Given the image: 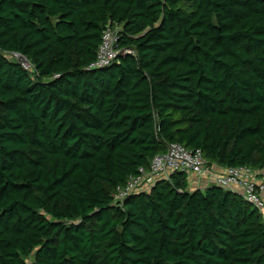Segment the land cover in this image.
I'll return each mask as SVG.
<instances>
[{
	"label": "trees",
	"instance_id": "16d2710c",
	"mask_svg": "<svg viewBox=\"0 0 264 264\" xmlns=\"http://www.w3.org/2000/svg\"><path fill=\"white\" fill-rule=\"evenodd\" d=\"M169 144L264 178V0H0V264H264L239 195L114 201Z\"/></svg>",
	"mask_w": 264,
	"mask_h": 264
},
{
	"label": "built area",
	"instance_id": "2783aa9c",
	"mask_svg": "<svg viewBox=\"0 0 264 264\" xmlns=\"http://www.w3.org/2000/svg\"><path fill=\"white\" fill-rule=\"evenodd\" d=\"M117 31V28L109 27L104 30L96 60L88 68L107 67L115 61L118 54L115 50ZM16 61L23 70L32 72V67L24 58L16 57ZM174 174L184 175L188 186L192 185V191L215 186L239 195L245 203L260 213L264 223V178H260L259 172L237 167L215 174L199 151L190 152L179 144H169L163 155L152 158L147 170L138 169L135 177H130L123 187L116 189L114 201L122 203L132 194L150 193L158 182H169ZM202 183L206 185L203 186Z\"/></svg>",
	"mask_w": 264,
	"mask_h": 264
},
{
	"label": "crops",
	"instance_id": "0c3cea01",
	"mask_svg": "<svg viewBox=\"0 0 264 264\" xmlns=\"http://www.w3.org/2000/svg\"><path fill=\"white\" fill-rule=\"evenodd\" d=\"M212 168H213V173H215V174H221L222 171H223V169H221V168H219L217 166H212ZM260 178L262 179V177H260ZM202 184H203V186L206 185L205 183H202ZM188 188H189V191H192V185L191 186H188Z\"/></svg>",
	"mask_w": 264,
	"mask_h": 264
},
{
	"label": "rangeland",
	"instance_id": "374dc122",
	"mask_svg": "<svg viewBox=\"0 0 264 264\" xmlns=\"http://www.w3.org/2000/svg\"><path fill=\"white\" fill-rule=\"evenodd\" d=\"M14 60L16 61V57L14 58ZM31 257H32V255H31ZM28 261H30V259H28Z\"/></svg>",
	"mask_w": 264,
	"mask_h": 264
}]
</instances>
